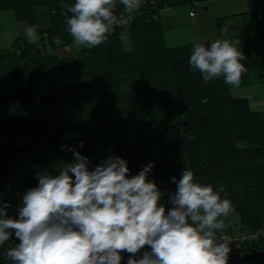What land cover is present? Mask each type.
<instances>
[{
    "label": "trees",
    "instance_id": "16d2710c",
    "mask_svg": "<svg viewBox=\"0 0 264 264\" xmlns=\"http://www.w3.org/2000/svg\"><path fill=\"white\" fill-rule=\"evenodd\" d=\"M197 1L145 0L128 24L89 49L67 31L66 5L74 0H0V11L11 9L40 36L39 43L15 37L0 48V200L10 216L20 195L37 185L36 173L55 174L72 159L66 148L73 146L92 165L121 156L129 175L154 162L148 178L166 189L161 203L175 191L171 177L190 169L199 183L224 186L241 229L264 222V109L237 93L255 86L264 98V8L216 16V37L202 42L240 41L246 71L236 87L222 77L204 82L188 63L191 44L165 43L159 12ZM116 12L126 15L122 5ZM14 151L29 165L22 180L13 174ZM18 242L13 236L5 247ZM260 250L264 238L232 242L229 254ZM129 255L122 253L121 263ZM0 264H7L3 256Z\"/></svg>",
    "mask_w": 264,
    "mask_h": 264
},
{
    "label": "clouds",
    "instance_id": "9594fccd",
    "mask_svg": "<svg viewBox=\"0 0 264 264\" xmlns=\"http://www.w3.org/2000/svg\"><path fill=\"white\" fill-rule=\"evenodd\" d=\"M144 2L74 0L66 5L67 31L76 46H99ZM118 5L126 15H117ZM24 33L29 43H39L35 25H26ZM238 43L220 38L208 46L195 43L190 68L206 83L222 77L238 87L246 71ZM83 146L81 140L78 147ZM66 150L72 159L56 166L55 174L36 173L38 183L22 195L15 217L0 200V256L7 264H121L122 253L133 254L125 264H227L232 241L224 229L234 208L222 184L214 189L199 183L185 168L179 179L171 177L175 191L161 203L164 193L148 178L154 162L129 175L119 155L92 165L76 147ZM13 236L19 242L5 247Z\"/></svg>",
    "mask_w": 264,
    "mask_h": 264
},
{
    "label": "rangeland",
    "instance_id": "374dc122",
    "mask_svg": "<svg viewBox=\"0 0 264 264\" xmlns=\"http://www.w3.org/2000/svg\"><path fill=\"white\" fill-rule=\"evenodd\" d=\"M211 3H222L224 0H198L193 8L194 11L202 12L203 8H208ZM228 9H225V13H238L243 11H251L255 9L264 8V0H227ZM191 5H178L175 7H170L162 9L159 12L160 22L164 28L163 36L167 46L180 45L186 43H199L202 40H207L209 38L215 37L214 35H209L205 31H198L193 26L190 25V20L188 18V12L191 9ZM224 14V13H222ZM190 25V26H189ZM25 24L22 21H17L13 11L11 9H5L0 11V48L4 47L15 37H26L24 33ZM66 48L59 49V53L67 54L68 50ZM263 98V94L260 92ZM13 160V174L22 180V176L28 171V162L23 158L19 157L18 151H14ZM197 181V178L194 179ZM162 191V190H161ZM163 192V191H162ZM164 193V192H163ZM24 194V193H23ZM19 197L21 203L22 195ZM163 198V197H162ZM161 198V200H162ZM240 217L238 212L234 209L232 213L226 218V227L224 229V234L227 236L235 235L239 232L246 231L247 228L240 226ZM230 228L231 231H228ZM242 230V231H241Z\"/></svg>",
    "mask_w": 264,
    "mask_h": 264
},
{
    "label": "crops",
    "instance_id": "0c3cea01",
    "mask_svg": "<svg viewBox=\"0 0 264 264\" xmlns=\"http://www.w3.org/2000/svg\"><path fill=\"white\" fill-rule=\"evenodd\" d=\"M209 2H210V4L208 5V8L204 7L203 11L198 12V14L195 12L194 16L189 15V12H190V10H189L188 18L191 21L190 25L193 26V28H195L197 30V27H198V31H196V32H200L202 30V31L207 32L209 35L215 34V37H216L217 32H216V28H215L214 19L216 16L227 15V13H225L223 11H225V9H228L227 8L228 3H227V0H224L222 3H211V1H209ZM222 13H224V14H222ZM215 37H213V38H215ZM213 38H209L207 40H210ZM204 41H206V40H202L199 43H202ZM186 44L192 45L193 43L189 42ZM237 93H238V96L245 97L249 100V104H250L251 108L264 109V98H262V95L260 94V91L257 87L253 86V87L241 88V89H238ZM161 190L164 193L166 191L165 188L161 189ZM261 225H262V223H261ZM261 225H259V226H261ZM228 231H231L230 228L228 229ZM242 232H247V230L242 231Z\"/></svg>",
    "mask_w": 264,
    "mask_h": 264
},
{
    "label": "built area",
    "instance_id": "2783aa9c",
    "mask_svg": "<svg viewBox=\"0 0 264 264\" xmlns=\"http://www.w3.org/2000/svg\"><path fill=\"white\" fill-rule=\"evenodd\" d=\"M195 2L192 4V8L190 9L189 15L190 16H194V6ZM230 238V240L232 242H243V241H253L256 240L258 238H264V222L262 223L261 226H259L258 228H256L254 231H250V232H239L235 235H230L228 236Z\"/></svg>",
    "mask_w": 264,
    "mask_h": 264
},
{
    "label": "water",
    "instance_id": "95a60500",
    "mask_svg": "<svg viewBox=\"0 0 264 264\" xmlns=\"http://www.w3.org/2000/svg\"><path fill=\"white\" fill-rule=\"evenodd\" d=\"M264 258V250H260L254 253H231L228 254V259L242 260V261H255ZM125 264V263H121Z\"/></svg>",
    "mask_w": 264,
    "mask_h": 264
}]
</instances>
